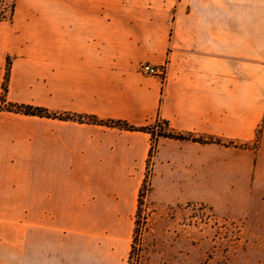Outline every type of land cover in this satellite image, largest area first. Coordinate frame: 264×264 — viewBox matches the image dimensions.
I'll return each mask as SVG.
<instances>
[{
	"label": "crops",
	"instance_id": "crops-1",
	"mask_svg": "<svg viewBox=\"0 0 264 264\" xmlns=\"http://www.w3.org/2000/svg\"><path fill=\"white\" fill-rule=\"evenodd\" d=\"M158 122L190 138L158 142L153 182L171 199L261 198L264 0L16 1L0 21V216L20 217V264H126L130 226L109 218L134 211L152 138L139 129Z\"/></svg>",
	"mask_w": 264,
	"mask_h": 264
},
{
	"label": "rangeland",
	"instance_id": "rangeland-1",
	"mask_svg": "<svg viewBox=\"0 0 264 264\" xmlns=\"http://www.w3.org/2000/svg\"><path fill=\"white\" fill-rule=\"evenodd\" d=\"M147 128L152 137L150 151L139 172L134 211L126 222L118 216L109 218L117 234L130 226L126 264H264V194L249 200L252 185H237L216 188L220 193L232 192L229 200L171 199L175 186L163 190L153 182L158 142L169 133L163 123ZM257 146L256 141L253 148ZM209 189L204 186L205 191ZM103 221L93 218L92 225L99 227ZM0 264H20L19 216H0Z\"/></svg>",
	"mask_w": 264,
	"mask_h": 264
},
{
	"label": "trees",
	"instance_id": "trees-1",
	"mask_svg": "<svg viewBox=\"0 0 264 264\" xmlns=\"http://www.w3.org/2000/svg\"><path fill=\"white\" fill-rule=\"evenodd\" d=\"M15 5H16V0H11L9 4H7L4 0H0V21H12L13 16H14V12H15ZM7 82H8V75H6V79H5V83L3 86V90H4V94H6L7 92ZM13 108L18 112V113H22L25 115H31V116H39V117H51L52 115H50L46 110H42V109H36L30 106H13ZM66 119H78L81 120V117L78 116H70V115H66L65 116ZM93 122H97L95 119H90ZM159 123V122H158ZM112 125H115L116 127H120L122 129H128V130H136V128L129 126L127 123L125 122H112ZM149 128H141L139 129L140 131H147ZM170 139H176V140H185V139H190L181 135H176V134H172L169 133V135L164 136ZM193 141H198L200 143H205L204 140L199 139H193ZM142 196L140 195V199H139V207L141 208L142 205V200H141ZM139 208V209H140Z\"/></svg>",
	"mask_w": 264,
	"mask_h": 264
},
{
	"label": "built area",
	"instance_id": "built-area-1",
	"mask_svg": "<svg viewBox=\"0 0 264 264\" xmlns=\"http://www.w3.org/2000/svg\"><path fill=\"white\" fill-rule=\"evenodd\" d=\"M139 71L142 74H145L148 76L158 77L160 79H164V77H165V68L164 67L153 66L149 63L141 64Z\"/></svg>",
	"mask_w": 264,
	"mask_h": 264
}]
</instances>
